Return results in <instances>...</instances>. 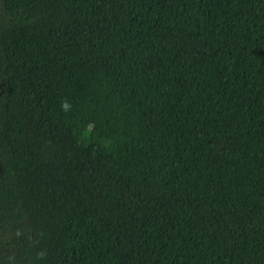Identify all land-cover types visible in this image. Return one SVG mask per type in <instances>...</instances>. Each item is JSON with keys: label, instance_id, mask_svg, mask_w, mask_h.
<instances>
[{"label": "trees", "instance_id": "obj_1", "mask_svg": "<svg viewBox=\"0 0 264 264\" xmlns=\"http://www.w3.org/2000/svg\"><path fill=\"white\" fill-rule=\"evenodd\" d=\"M0 264H264V0H0Z\"/></svg>", "mask_w": 264, "mask_h": 264}, {"label": "water", "instance_id": "obj_2", "mask_svg": "<svg viewBox=\"0 0 264 264\" xmlns=\"http://www.w3.org/2000/svg\"><path fill=\"white\" fill-rule=\"evenodd\" d=\"M1 169H2V165H1V163H0V171H1Z\"/></svg>", "mask_w": 264, "mask_h": 264}]
</instances>
